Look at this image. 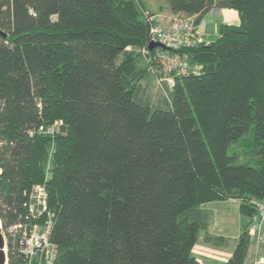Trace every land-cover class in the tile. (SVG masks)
<instances>
[{"label": "trees", "instance_id": "1", "mask_svg": "<svg viewBox=\"0 0 264 264\" xmlns=\"http://www.w3.org/2000/svg\"><path fill=\"white\" fill-rule=\"evenodd\" d=\"M167 3L195 25L213 8L239 21L180 49L199 73L174 75L152 105L137 49H167L147 47L139 0H0V219L24 223L45 181L53 264H202L199 206L228 199L242 225L226 264H245L264 200V0ZM251 127L256 168L227 153ZM9 240L7 264H24Z\"/></svg>", "mask_w": 264, "mask_h": 264}, {"label": "built area", "instance_id": "2", "mask_svg": "<svg viewBox=\"0 0 264 264\" xmlns=\"http://www.w3.org/2000/svg\"><path fill=\"white\" fill-rule=\"evenodd\" d=\"M141 13L149 27V42L160 43L167 49V51L155 50L153 53H150L146 48L139 49L148 70L163 81L166 91L171 90L174 75L199 73L197 66L190 65V55L179 52L182 48L191 47L201 42L199 27L194 24V19L177 16L171 21L170 30H161L157 25L158 18L154 14L143 11V9H141ZM55 125L60 127L61 122H55L46 129L41 126L38 129L40 133L43 131L54 132L53 126ZM46 169H49L48 164ZM47 177L46 174L44 180ZM252 203L255 205L256 213L251 218L248 230V234L253 239L252 247H254L250 262L251 264H264V200H252ZM25 205L27 217L24 223H14L5 228L0 219L5 264H7L9 239L11 241L17 239L18 251L23 257L24 264H53L57 256V246L49 237L53 214L47 206L45 181L34 184L30 188Z\"/></svg>", "mask_w": 264, "mask_h": 264}, {"label": "rangeland", "instance_id": "3", "mask_svg": "<svg viewBox=\"0 0 264 264\" xmlns=\"http://www.w3.org/2000/svg\"><path fill=\"white\" fill-rule=\"evenodd\" d=\"M139 1L144 5V6L142 4L140 5L143 7V11H148L151 14H154L156 16V18H158L157 19V21H158L157 25H158V28L161 30H170L171 25H172L171 21L173 20V18H175L177 16L184 17V15H182V14H175L172 16L167 15L166 14V10H167L166 8L168 6L167 0H139ZM159 9H161L163 11L160 12ZM156 11H159V12H156ZM214 11H217V9H214ZM192 18L194 19V17H192ZM212 19H213V16H209L206 21L209 22ZM215 21H217L216 23H218L219 19L216 18ZM199 35H200V38L202 41L204 37H203V30H202V27L200 25H199ZM137 50H139V49H137ZM143 64L147 67L144 59H143ZM148 73L149 74L147 76L143 77L139 82L140 83V92H139L140 97L142 99L148 101L152 105L162 104V102L168 96L166 88H165L164 84L162 83L163 81L159 80V77L157 78V75L154 73H151L149 70H148ZM55 122H61V121H55ZM53 129H54V132L50 131L48 133L46 131H43V134L54 136V134L59 129L58 125L53 126ZM253 150H254V147H253V128L251 127L249 129V131L246 132L239 139V141H237V143H233L232 145L229 146L227 153L229 155L235 156L233 163L240 164V165H249V166L256 168L258 166V161H257V156L255 155ZM51 152H52V150H50V154H51ZM50 154H49L48 159H50V157H51ZM50 168H51V166L49 165L48 171L50 170ZM224 206H226V207H224ZM200 207L204 208V210L208 213L209 218H213V221H216L217 220L216 217H218V215L221 213H224L228 218L231 217L230 222H233L234 220L238 219L237 222H238V225H240V226L235 227V229L238 231L241 230L242 221L239 222L240 215H239L238 211L233 210L234 204L224 203V201H212V202L203 203L200 205ZM223 210H224V212H223ZM255 213L256 212H254V214ZM252 216H251V218H252ZM251 218H250V221H249V224L247 227V234H248L249 226L251 223ZM229 229H231V225H229ZM248 236L250 238V246H249L250 247L249 261H250V258H252V256H253L252 250L254 247H252L253 239L250 237L249 234H248ZM234 243H235V238H231L228 242L229 247H228L227 251L231 250V248L234 246ZM195 253L199 256V248L195 249ZM221 264H223V263L221 262ZM250 264H251V262H250Z\"/></svg>", "mask_w": 264, "mask_h": 264}, {"label": "crops", "instance_id": "4", "mask_svg": "<svg viewBox=\"0 0 264 264\" xmlns=\"http://www.w3.org/2000/svg\"><path fill=\"white\" fill-rule=\"evenodd\" d=\"M143 5V4H142ZM144 6V5H143ZM166 14L169 16L175 15V13H172L168 6L166 8ZM214 9H217V11H214ZM210 10L207 14H205L202 18V21L200 22V26L203 30V40L205 43L214 40L218 36V30L220 24H237L238 14L233 9H221V8H214ZM165 10V9H164ZM159 11H163L159 9ZM156 11V12H159ZM213 11V12H212ZM209 16H213V19L209 22H207V18ZM216 18L219 19V22ZM198 25V27H199ZM224 203L234 204L233 210L238 211V201L235 199H228L225 200ZM226 207V206H224ZM223 207V208H224ZM200 211L206 216V226L205 228H201L199 231V235L197 238L196 244L193 247V254L194 256L201 262L202 264H226V260L229 258L231 250H228V242L231 238H236L239 235L240 231L236 230L235 227H239L238 222L234 220L233 222H230V218H228L224 213H221L216 217V221H213V218H209L208 213L204 210L203 207L199 206ZM224 212V210H223ZM239 213V211H238ZM240 215V213H239ZM242 221V217L240 215L239 222ZM229 225H231V229H229ZM231 235V236H230ZM235 245V243H234ZM199 248V256L195 253V249ZM249 250L248 254L245 259V264H250L249 261Z\"/></svg>", "mask_w": 264, "mask_h": 264}, {"label": "water", "instance_id": "5", "mask_svg": "<svg viewBox=\"0 0 264 264\" xmlns=\"http://www.w3.org/2000/svg\"><path fill=\"white\" fill-rule=\"evenodd\" d=\"M147 47L149 49H151L153 47H163V45L160 44V43L150 42L147 45ZM0 173H1V170H0ZM0 264H5V253H4V250H3V239H2L1 233H0Z\"/></svg>", "mask_w": 264, "mask_h": 264}]
</instances>
